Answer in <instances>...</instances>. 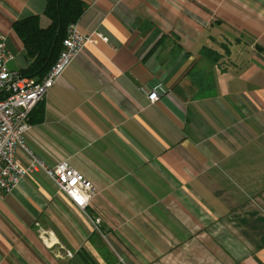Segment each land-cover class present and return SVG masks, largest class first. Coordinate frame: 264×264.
Instances as JSON below:
<instances>
[{
    "label": "crops",
    "instance_id": "crops-1",
    "mask_svg": "<svg viewBox=\"0 0 264 264\" xmlns=\"http://www.w3.org/2000/svg\"><path fill=\"white\" fill-rule=\"evenodd\" d=\"M79 1L78 31L106 41L33 108L25 144L93 184L99 230L27 175L0 193V264H264V0ZM44 10L0 0L11 71L27 68L13 24L46 29Z\"/></svg>",
    "mask_w": 264,
    "mask_h": 264
},
{
    "label": "built area",
    "instance_id": "built-area-1",
    "mask_svg": "<svg viewBox=\"0 0 264 264\" xmlns=\"http://www.w3.org/2000/svg\"><path fill=\"white\" fill-rule=\"evenodd\" d=\"M96 40L106 41L95 33L83 36L76 24L69 26L55 63L41 80L34 81L8 68L14 57L6 49V38L0 35V193H9L25 176L40 173L99 230V218L85 212L90 200L96 195L93 184L66 162L53 168L47 167L25 144V134L29 130L28 119L33 108L44 99L85 44H93ZM159 91V85L148 90L147 100L150 103L156 102ZM17 152L25 159V167L18 163ZM66 255L71 256L69 253Z\"/></svg>",
    "mask_w": 264,
    "mask_h": 264
},
{
    "label": "trees",
    "instance_id": "trees-1",
    "mask_svg": "<svg viewBox=\"0 0 264 264\" xmlns=\"http://www.w3.org/2000/svg\"><path fill=\"white\" fill-rule=\"evenodd\" d=\"M85 9L79 0H45L46 29L39 27L34 16L15 22L13 30L25 51L27 68L20 75L41 80L58 58L69 26L76 24Z\"/></svg>",
    "mask_w": 264,
    "mask_h": 264
}]
</instances>
